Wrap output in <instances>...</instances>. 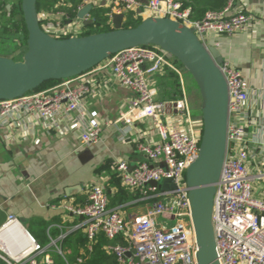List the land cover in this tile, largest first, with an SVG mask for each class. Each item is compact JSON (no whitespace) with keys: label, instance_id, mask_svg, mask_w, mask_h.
I'll list each match as a JSON object with an SVG mask.
<instances>
[{"label":"built area","instance_id":"obj_1","mask_svg":"<svg viewBox=\"0 0 264 264\" xmlns=\"http://www.w3.org/2000/svg\"><path fill=\"white\" fill-rule=\"evenodd\" d=\"M236 1L229 0L222 11H211L203 19L195 20L192 19V9L183 7L177 0H150L146 4L140 0H83L73 15L60 10L43 12L39 14V20L43 31L52 38L68 39L85 34L86 26L78 19V12L88 5L109 9V23L113 28L116 15L133 12L141 17L143 12L148 11L151 17L168 18L194 30L204 47L209 49L208 35L230 37L248 32L254 26L252 15L233 12ZM88 19H92L91 16ZM175 62L170 53L157 46L130 48L49 91L0 100V129L25 117L36 123L44 122L48 128L56 126L62 119H68V122L79 120L85 124L81 140L91 145L101 139L104 123L97 111L86 113L84 109V99L96 91V85L85 78L96 72L109 71L120 85L134 94L128 110L120 114L115 124L125 130L135 122L148 119L160 136L159 143L139 146L146 161L134 169H130L124 161L117 163L123 187L138 192L139 201L147 203L143 213L127 216L123 213V206L111 207L108 191L102 182L88 189L83 205L64 206L66 212L80 219L70 232L80 231L87 240L77 264L86 263L101 236L109 241L122 239L126 243L119 240L105 247L108 254L114 255L117 264H199L200 249L192 220L186 175L200 157L203 121L193 116L186 83L181 84V96L170 102L158 100L154 87L155 77L168 70L181 77ZM218 67L229 93L226 157L216 184L212 214L218 262L264 264V141L257 149L263 155V169L250 173L248 127L253 122V116L246 109L250 100L249 90L241 71L227 62ZM261 93L264 118V89ZM166 179H172L175 188L164 191L151 186L152 182L161 184ZM256 185L263 195L255 193ZM184 217L189 218V224L184 222ZM174 220L176 224L168 226V221ZM11 224L22 227L15 216L9 215L0 233ZM24 231L30 248L15 258L13 252L19 248L21 239L13 237L12 246H0L1 262L57 264L52 257L54 252L64 264H71L63 249L68 233L63 232L58 238H53L51 229H48L49 244L43 246L28 230Z\"/></svg>","mask_w":264,"mask_h":264},{"label":"crops","instance_id":"obj_2","mask_svg":"<svg viewBox=\"0 0 264 264\" xmlns=\"http://www.w3.org/2000/svg\"><path fill=\"white\" fill-rule=\"evenodd\" d=\"M232 10L252 15L255 21L252 29L230 37L210 34L208 42L220 51L225 62L244 76L250 96L246 109L253 116V122L248 127L249 172L258 173L263 169V155L257 149L264 141V118L261 113L264 0H237ZM141 17L147 19L151 13L143 12ZM175 65L182 73L181 77L174 71L177 76L169 77L168 70L154 79L160 101L177 100L183 83H186L187 92L195 88L189 72ZM85 79L96 85V91L84 99V109L86 113L97 111L104 123L98 142L91 145L82 142L85 124L79 120L68 122V119H62L56 126L48 128L44 122L36 123L25 117L0 129V211L15 216L26 230L33 229L41 237L43 235L35 226L43 223L46 225L44 233L47 240L48 229H51L53 238H58L63 232L68 233V237L78 232H70L80 219L65 211L66 204L83 205L88 189L101 182L108 194L115 197L121 188L126 189L122 185L117 163L124 161L130 169H134L146 161L139 146L153 145L161 140L151 120L135 122L125 130L115 124L120 114L128 110L134 94L120 85L112 73L96 72ZM193 96L196 99V93ZM192 104L191 108L196 109L194 102ZM195 118L200 119L198 116ZM254 189L256 194L263 195L258 185ZM126 190L134 200L115 207L123 206V213L127 216L140 215L147 203L139 201L138 192ZM127 207H138L139 213L131 214Z\"/></svg>","mask_w":264,"mask_h":264},{"label":"water","instance_id":"obj_3","mask_svg":"<svg viewBox=\"0 0 264 264\" xmlns=\"http://www.w3.org/2000/svg\"><path fill=\"white\" fill-rule=\"evenodd\" d=\"M38 0H22L27 31V50L22 61L0 56V100H13L32 93L50 81L79 77L109 57L135 47L157 46L170 53L194 78L201 95L203 135L199 159L187 171L186 180L192 220L199 245V264H220L212 225L216 184L219 182L227 149L229 93L218 65L225 63L220 51L206 49L194 30L168 18L149 17L136 28L125 29V15H116L114 30L89 36L55 39L46 34L39 20ZM93 7L78 12L84 26ZM151 186L175 188L172 179ZM0 211V230L8 220ZM25 230V228L22 226Z\"/></svg>","mask_w":264,"mask_h":264},{"label":"trees","instance_id":"obj_4","mask_svg":"<svg viewBox=\"0 0 264 264\" xmlns=\"http://www.w3.org/2000/svg\"><path fill=\"white\" fill-rule=\"evenodd\" d=\"M144 4L148 3L150 0H140ZM180 1L183 4V7L185 8H191L192 9V19L195 20H201L204 18L206 13L211 11H222L225 9L229 3V0H177ZM83 0H38L37 9L39 14L43 12H54L57 10L65 11L69 13L70 15H73L77 9L81 6ZM18 11H20V14H22V0H20L18 5ZM1 10V8H0ZM3 12V11H2ZM110 10L106 7H95L90 13L91 18L93 19V24L89 26L88 32H86L82 36H89L99 33H106L114 30V28L109 23V14ZM4 18L11 17L12 20L7 21L2 24L1 26V32L6 36H11L13 34L12 31L16 30L19 34L18 38L20 41L23 42V45L27 49V39H28V31L25 25L24 20H19L18 15L15 13L7 12L3 13ZM143 21V18L140 16H136L133 12L126 13L125 20H124V28L125 29H132L136 28L138 25H140ZM26 49L21 51L18 54L14 55H0L1 57H7L10 59H13L17 61L18 57H22ZM14 56V57H13ZM180 68H184V66L176 60L175 62ZM169 77H176V73L169 70L168 71ZM67 81H50L48 83H45L43 86H41L39 89H37L34 92H41L49 87L61 84L62 82ZM180 86V83H178ZM181 94V91L177 94L176 97H178ZM176 100V99H175ZM174 101V100H172ZM194 116V115H193ZM196 117V114L195 116ZM109 197H111L109 195ZM134 200L131 193L128 192L126 189L121 188L120 193L115 195V197L110 198V206L115 207L117 205H127L131 203ZM112 201V202H111ZM39 233L43 236L41 237L36 231L33 229L28 230L31 235L37 239L43 246H46L49 244V241L45 238V229L46 225L43 223H39L35 226ZM120 242L123 244H126L123 242L122 239H119ZM119 240L116 241H109L105 237L101 236L99 239L98 244L94 248V252L89 258H86L85 264H117L116 258L112 254H108L105 247L108 244H116ZM87 240L82 232H76L73 235L66 238V240L63 242V249L67 253V259L71 264H77V258L80 256L81 251L83 248L86 247ZM52 257L55 260L57 264H64L62 258L57 255L56 253H52ZM1 264H5L4 262H1Z\"/></svg>","mask_w":264,"mask_h":264},{"label":"rangeland","instance_id":"obj_5","mask_svg":"<svg viewBox=\"0 0 264 264\" xmlns=\"http://www.w3.org/2000/svg\"><path fill=\"white\" fill-rule=\"evenodd\" d=\"M20 0H0V29L3 23L12 20L11 17L9 18V20H7L8 18H4L3 17V13H5V11L7 12H12L17 14L18 16L20 15V11H18V5H19ZM3 11V12H2ZM22 12V11H21ZM89 26L85 27V33L88 32ZM90 30V29H89ZM13 34L11 36H6L4 35L1 30H0V55H14L20 53L22 50L24 51L26 48L23 45V42L20 41V39L18 38L19 34L16 30L12 31ZM27 50V49H26ZM15 53V54H14ZM13 56V57H14ZM24 58V55L22 57H18L17 61H22ZM195 85V83H194ZM196 93V99L194 98V96L192 97V94ZM190 95V96H189ZM188 96H189V100L191 107H193L192 103L194 102V106L196 109H192L193 115L200 117V119H202V113H201V95H200V91L199 88L197 86V84L195 85V88L191 91H188ZM193 99L195 101H193ZM146 210V207H142V210ZM127 211L131 214H138L139 213V209L138 207H127ZM184 222H186L187 224L190 223V220L188 217H184ZM174 224H176V220L174 221H168V226H173Z\"/></svg>","mask_w":264,"mask_h":264},{"label":"bare ground","instance_id":"obj_6","mask_svg":"<svg viewBox=\"0 0 264 264\" xmlns=\"http://www.w3.org/2000/svg\"><path fill=\"white\" fill-rule=\"evenodd\" d=\"M18 237L21 239L19 244V248L14 250V257H18L22 253H25L31 246L27 233L22 229V227L18 224L8 225L1 233H0V246H12V238Z\"/></svg>","mask_w":264,"mask_h":264}]
</instances>
